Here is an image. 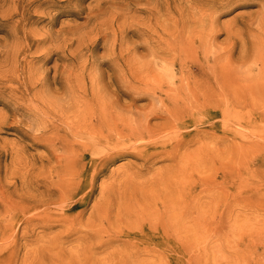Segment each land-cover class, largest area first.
<instances>
[{"label": "rangeland", "instance_id": "374dc122", "mask_svg": "<svg viewBox=\"0 0 264 264\" xmlns=\"http://www.w3.org/2000/svg\"><path fill=\"white\" fill-rule=\"evenodd\" d=\"M263 64L264 0H0V264H264Z\"/></svg>", "mask_w": 264, "mask_h": 264}, {"label": "bare ground", "instance_id": "6f19581e", "mask_svg": "<svg viewBox=\"0 0 264 264\" xmlns=\"http://www.w3.org/2000/svg\"><path fill=\"white\" fill-rule=\"evenodd\" d=\"M209 1L214 2V0H209ZM263 67H264V64H263ZM212 89H213V92H214V88H212ZM258 89H261V88H258ZM261 91H263V90L261 89ZM210 96L211 97H215V96H213V94H211ZM214 101H215L214 99H210V100L205 101L204 104H203L204 108H205V114H206L207 117L210 118L211 121L216 120L217 119V115H218V111H217V109L214 106ZM252 103H253L254 107H257V108L264 107V98L261 101L254 100ZM222 115H223V118H227L225 112H223ZM170 120L173 121V119H170ZM249 121L252 122V123L255 122L256 121V117L254 115H250L249 116ZM262 121H264L263 113H262ZM170 124L172 125V127H170V128L176 129L175 128L176 127L175 124H172V123H170ZM173 126H175V127H173ZM165 128H167V127H165ZM160 133L161 132H158V131L157 132H151L150 135H151V137H156L157 135H160Z\"/></svg>", "mask_w": 264, "mask_h": 264}]
</instances>
